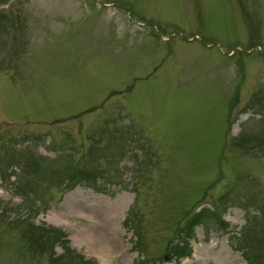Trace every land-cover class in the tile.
I'll list each match as a JSON object with an SVG mask.
<instances>
[{"label": "rangeland", "instance_id": "obj_1", "mask_svg": "<svg viewBox=\"0 0 264 264\" xmlns=\"http://www.w3.org/2000/svg\"><path fill=\"white\" fill-rule=\"evenodd\" d=\"M58 231L93 264H264V0H0V264H57Z\"/></svg>", "mask_w": 264, "mask_h": 264}, {"label": "trees", "instance_id": "obj_2", "mask_svg": "<svg viewBox=\"0 0 264 264\" xmlns=\"http://www.w3.org/2000/svg\"><path fill=\"white\" fill-rule=\"evenodd\" d=\"M98 168H78L74 165L70 166L67 168L65 174L67 175V184H68V189H72L77 185L78 183H87L89 185L94 184L95 179L98 177V175L101 174V171H98ZM102 176V175H101ZM60 180V178H58ZM201 204L197 206V208L189 214L182 225L176 229V235L173 238V241L169 244H167V248L165 251L162 253V256L160 257V260L168 261L169 260V255H174V257L182 256L185 253V249L188 248L189 241L193 238L194 235V230L198 225H207L210 223L211 219L213 218V215H216L215 210H209L208 208L205 207H199ZM218 217V215H216ZM48 230L44 229H39V232L36 234L33 230L31 229H26L24 231L25 236L30 238V240H33L34 242L42 240L44 237H48ZM58 237L57 239L61 242V247H62V252H60L57 255H54L52 250L50 249V256H53V260L50 258L51 262L55 263H67V264H93L89 261H85L82 256L80 255H74L72 250L67 246V240L64 237V235L58 231ZM138 237H135V241H137ZM137 244V242H135ZM43 243L41 244V246ZM48 247L51 248V245H49L48 242ZM67 252L70 253L71 255L75 256V260H73ZM256 256H248L245 255L244 258L246 259L248 264H256Z\"/></svg>", "mask_w": 264, "mask_h": 264}]
</instances>
